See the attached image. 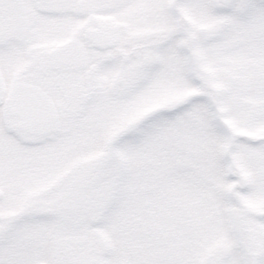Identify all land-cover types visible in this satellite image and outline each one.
<instances>
[{"label": "snow or ice", "instance_id": "1", "mask_svg": "<svg viewBox=\"0 0 264 264\" xmlns=\"http://www.w3.org/2000/svg\"><path fill=\"white\" fill-rule=\"evenodd\" d=\"M0 264H264V0H0Z\"/></svg>", "mask_w": 264, "mask_h": 264}]
</instances>
